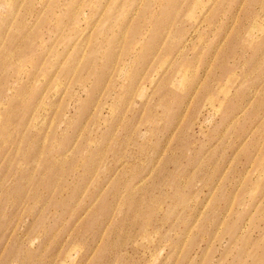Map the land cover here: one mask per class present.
Here are the masks:
<instances>
[{
  "label": "rangeland",
  "instance_id": "rangeland-1",
  "mask_svg": "<svg viewBox=\"0 0 264 264\" xmlns=\"http://www.w3.org/2000/svg\"><path fill=\"white\" fill-rule=\"evenodd\" d=\"M0 264H264V0H0Z\"/></svg>",
  "mask_w": 264,
  "mask_h": 264
}]
</instances>
